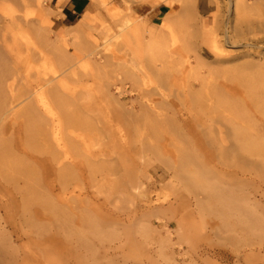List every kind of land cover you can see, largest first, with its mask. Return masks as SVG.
Returning <instances> with one entry per match:
<instances>
[{
  "label": "bare ground",
  "instance_id": "1",
  "mask_svg": "<svg viewBox=\"0 0 264 264\" xmlns=\"http://www.w3.org/2000/svg\"><path fill=\"white\" fill-rule=\"evenodd\" d=\"M50 1L0 0V264H21V260L23 264H202L213 253L204 250L200 254L193 242L219 234L217 226L226 233L239 225L264 233V222L252 205L243 203L236 187L214 180L210 170L185 149L174 158L158 151L155 157L144 152L137 156L143 165L156 158L174 171L167 182L169 195L174 197L166 202L170 210H176L166 221L163 215L158 214L157 221L142 215L125 226L109 220V212L79 213L76 202L43 196L31 155L32 146L46 137L50 161L64 172L62 184L72 176L71 164L85 162L91 170L107 171L111 176L105 180L111 183L101 188L108 199L104 204L118 211L143 207L139 198L146 197L150 187L138 174L113 183L121 175L98 150L118 140L150 148L153 137L179 133L178 122L195 133L197 127L209 126L231 133L241 151L264 161V0H228L232 22L246 27L240 36L254 49L244 56L256 60L227 69V88L219 99L224 117L207 125L173 114L176 108L171 98L176 86L169 77L178 67L185 75L210 68L197 51L198 35L209 38L216 56L225 55L228 62L234 59L226 50L233 39L228 27L221 40L216 25L201 22L199 0H137L154 8L180 4L152 25L134 12L130 0L106 7L107 14L88 9L56 38ZM64 2L58 0V9ZM123 9L128 11L126 19ZM101 35L106 45L128 50L132 65L150 58L159 68L155 71L158 85L146 89L135 69L118 72L112 63L104 62L107 52ZM70 46L75 53H70ZM17 86L22 88L19 93ZM134 92H138L136 98L129 99ZM29 99L35 115L27 130L30 142L21 143L15 126L17 107ZM128 162L121 164L128 169ZM142 175L153 180L145 172ZM181 190L188 195H181ZM38 205L42 217L36 216ZM212 215L220 225L209 220Z\"/></svg>",
  "mask_w": 264,
  "mask_h": 264
},
{
  "label": "rangeland",
  "instance_id": "2",
  "mask_svg": "<svg viewBox=\"0 0 264 264\" xmlns=\"http://www.w3.org/2000/svg\"><path fill=\"white\" fill-rule=\"evenodd\" d=\"M137 0H130V4L135 13L144 16L148 24H154L152 18L158 17V13L155 12V8L149 4H143L136 2ZM254 1V0H249ZM58 0H51L49 7L52 8L53 14L50 15L51 26L55 31V38L59 34L62 28H66L71 24L78 22L82 16L64 20V3L62 9H58ZM123 5V0H89L88 9L93 12L103 11L106 12V7L113 5ZM175 10L180 8V4L175 2ZM198 12L201 18V22L212 23L216 25L217 33L221 40H224V33L228 27L230 34L232 35V41L226 46L232 57L231 62H228V58L225 55L216 56L209 45V38L198 35L196 37V48L200 53L203 60L210 65L209 69L199 70L194 74L183 73V68H176V70L169 73L170 79L173 80L172 84H175V96L172 99L175 106L176 117H190L193 120L203 121L204 124H211L221 121L224 117L225 108L221 102H219L220 95L225 93L227 88V69L240 66L244 63H249L255 58H249L244 56L248 50L254 49L248 47V41L243 40L241 30L246 28L245 26H238L235 22H232V15L228 7V0H199ZM122 16L124 19L128 16V11L123 9ZM123 20V19H122ZM124 21V20H123ZM126 21V20H125ZM112 22V21H107ZM244 22L242 25H245ZM99 35V34H97ZM101 43L105 45L107 57L104 62L112 63L113 68L120 72L124 70L135 69L139 75V81L144 88H154L158 85L156 81L155 71L159 69L155 64L151 62L150 58H147L143 63L139 65H132V55L130 52L122 46L106 45V39L100 36ZM70 42H72L70 40ZM111 46L112 49H109ZM70 53H75L73 46L69 47ZM225 50V51H226ZM227 51V52H228ZM175 60V59H173ZM180 70V72L178 71ZM69 83L73 81L68 80ZM74 81L73 85H77ZM128 86L132 84L128 81ZM19 86H17V93L21 92ZM138 92L130 94L129 99L136 98ZM10 99V98H9ZM33 100H25L17 107L16 123L15 126L20 133V142H30V137L27 133L28 127L32 121V117L35 115L33 112ZM173 112V107H171ZM189 112V113H188ZM188 113V114H187ZM181 125L179 133L175 135H165L160 138H152L149 140L152 149L149 147L142 148L139 145H128L125 141L118 140L114 142V145H108L99 149L100 156L106 155L105 158L114 163L116 169L115 173L121 175L120 178L114 180L113 183L123 182L127 176H141L143 182L149 185L148 195L144 198H139L144 202V206L140 208H132L125 210H112L110 205L105 206L107 197L102 194L101 188L111 183L106 177L111 176L107 174V171H94L88 167L87 163L71 164L70 174L72 175L68 182L62 184L63 180H60L64 172L57 167L55 163L50 161L51 154L48 150V139L45 137L39 138L38 145L32 146L31 155L33 156V165L35 167L36 177L40 186L39 191L43 196L48 197L51 200H69V202H76L80 207L77 212L79 213H92L93 216L101 213L109 212V220H116L129 225L139 219L142 215L153 216L152 220L157 221L156 216L163 215L164 220H169L173 211L170 210L167 204L169 195L171 192L168 189V181L171 176H174V171L169 170L164 162L156 160L154 158L148 165H143L136 160L140 153L147 156L155 157L156 152L169 153L171 157L178 156L180 149H185L192 152L200 162L198 164L210 170L213 179H220L224 185L231 189L238 190L239 196L243 199V203H249L252 205L256 212L264 222V161L263 157L258 155L246 153L241 151L238 142L230 133H221L218 130H213L207 126L197 127L198 122L194 121V125L199 132H191L187 127ZM264 137V134L262 135ZM156 149V150H155ZM147 150V151H145ZM126 159L130 162L126 163L128 166L124 168L122 162ZM133 161L134 164H133ZM139 163V165L137 164ZM153 176V180L149 181L146 177H143L142 173ZM151 182V183H150ZM126 186L127 190L129 188ZM124 187V189H126ZM182 189L180 186L179 190ZM181 195H188L186 192L180 191ZM183 196V197H186ZM164 205V206H161ZM103 207V208H102ZM37 217H42L44 212L40 206H35ZM178 212V211H176ZM174 212V214L176 213ZM52 219L50 216H44L46 219ZM210 221H216L221 224V221L217 217H209ZM51 221V220H50ZM159 224V223H158ZM122 227V226H121ZM221 227H216V232L219 234L211 237L198 238L193 242L195 251L203 252L208 250L212 252L210 258L202 264H264V233H255L252 231V226L239 225L236 226L235 231L221 232ZM214 233V231H212ZM255 233V234H254ZM188 249V248H187ZM242 252L241 258L238 260L237 255ZM240 252V253H241ZM221 253V255H218ZM208 255L204 256L206 259ZM23 264V260L20 261ZM144 264H157L154 262H144Z\"/></svg>",
  "mask_w": 264,
  "mask_h": 264
},
{
  "label": "crops",
  "instance_id": "3",
  "mask_svg": "<svg viewBox=\"0 0 264 264\" xmlns=\"http://www.w3.org/2000/svg\"><path fill=\"white\" fill-rule=\"evenodd\" d=\"M88 4H89V0H65L64 7H63L64 16H65L64 20H68L69 17H71V18L78 17L79 18L80 16H82L85 13L86 10H88V7H89ZM174 10H175L174 6L169 7L166 4H161L160 6L155 8V10H154L155 12L158 13V17L152 18L151 20L154 21V23H155V21L158 20L159 16L162 15L164 12L174 11ZM71 25H74V24H71ZM71 25H69V26H71Z\"/></svg>",
  "mask_w": 264,
  "mask_h": 264
}]
</instances>
